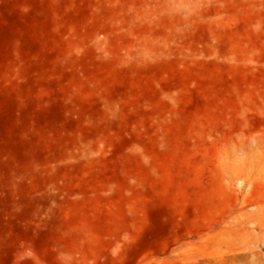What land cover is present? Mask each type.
Segmentation results:
<instances>
[{
    "label": "rangeland",
    "instance_id": "obj_1",
    "mask_svg": "<svg viewBox=\"0 0 264 264\" xmlns=\"http://www.w3.org/2000/svg\"><path fill=\"white\" fill-rule=\"evenodd\" d=\"M0 264H264V0H0Z\"/></svg>",
    "mask_w": 264,
    "mask_h": 264
},
{
    "label": "bare ground",
    "instance_id": "obj_2",
    "mask_svg": "<svg viewBox=\"0 0 264 264\" xmlns=\"http://www.w3.org/2000/svg\"><path fill=\"white\" fill-rule=\"evenodd\" d=\"M246 253V252H245Z\"/></svg>",
    "mask_w": 264,
    "mask_h": 264
}]
</instances>
